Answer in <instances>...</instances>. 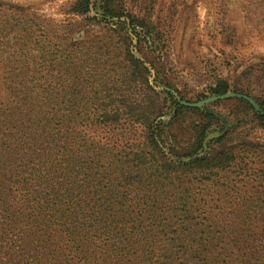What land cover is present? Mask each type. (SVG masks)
<instances>
[{
    "label": "rangeland",
    "instance_id": "obj_1",
    "mask_svg": "<svg viewBox=\"0 0 264 264\" xmlns=\"http://www.w3.org/2000/svg\"><path fill=\"white\" fill-rule=\"evenodd\" d=\"M75 1L0 0V148L9 146L2 155L14 167L34 158L32 145H54L55 156L66 146L71 164L86 150L82 160L97 156L107 174L96 198L110 187L122 198L108 210L120 220L88 236L91 254L63 255L66 264L264 262V126L242 97L207 102L201 107L217 118L207 141L224 137L182 156L201 117L173 118L177 104L218 96L209 88L219 79L264 115V0H90L86 14L73 12ZM152 110L168 161L223 149L234 161L202 183L155 173L145 164L142 116ZM142 151L145 160H136ZM21 245L7 258L1 241L0 264H21Z\"/></svg>",
    "mask_w": 264,
    "mask_h": 264
},
{
    "label": "trees",
    "instance_id": "obj_2",
    "mask_svg": "<svg viewBox=\"0 0 264 264\" xmlns=\"http://www.w3.org/2000/svg\"><path fill=\"white\" fill-rule=\"evenodd\" d=\"M89 5L90 0H76L72 10L78 14H86L89 11ZM125 16L130 15L125 14ZM127 54L135 67L137 60L133 59L131 54ZM227 91L228 85L221 79L209 88L211 95H222ZM244 102L252 112V118L264 126V115L255 113L252 105L247 101ZM189 111L199 114L201 120L193 123L194 134L182 156L202 151L209 127L213 122H217L214 112L207 111L205 107H192L185 104H177L173 118ZM155 112L157 111L152 110L148 116L142 114L146 126L145 144L149 149L147 156L150 157L145 164L148 168H154L155 173L169 179L172 173H180L184 176L191 174L188 181L202 183L209 179L214 169H225L234 161V154L228 149L206 152L202 157L186 163L168 161L158 145V141H161V122L156 121ZM223 137L206 141L205 145H209L210 141L218 142ZM23 146L25 148L26 145ZM8 147L6 149L3 147L2 150L0 148V156L4 151H9ZM26 151L31 152L34 158L28 162L27 157L20 158L14 167H12L14 159L4 155L0 157L2 256L13 257L15 252L11 250V246L16 242L19 245L24 244L21 245L24 248V251H21L23 256L20 255V259H23L21 264H31V259L34 264H62L65 260L62 256L65 254H72L73 257H77L78 254L86 255L87 252L91 254L87 248L94 245V241L88 236L107 233L109 232L107 228L120 220L108 212L112 202H116L115 199H117L113 196L114 188L107 189L110 195L106 199L96 198L97 186L101 185L107 176L103 167L98 165L97 156L93 155L95 159L88 161L82 160L81 153L85 154V150L77 158L72 159L73 162L70 164V155L73 150L66 146L56 150L57 156H55L54 145L49 147L41 145L40 149L38 145H32ZM145 156L146 153L142 151L135 154V159L145 160ZM57 167H62L63 171L58 173ZM100 200L102 201L99 203ZM31 243L36 244L39 252H34L30 248ZM82 246L85 247L83 250ZM116 249L121 251L120 247L116 246L112 247L111 253ZM54 250L59 251L60 257H58L59 254L54 257L52 254ZM25 257L28 259L27 262L24 261ZM57 261L59 263H56ZM67 261L65 260L63 264ZM260 264L264 262L260 261Z\"/></svg>",
    "mask_w": 264,
    "mask_h": 264
},
{
    "label": "water",
    "instance_id": "obj_3",
    "mask_svg": "<svg viewBox=\"0 0 264 264\" xmlns=\"http://www.w3.org/2000/svg\"><path fill=\"white\" fill-rule=\"evenodd\" d=\"M231 96H237V97H242L243 99H245L249 104L252 105V107L254 108L255 111H258L259 107L258 105L250 98V97H247L245 95H240V94H235V93H225V94H222V95H218V96H214V97H210V98H206L202 101H199L197 103H186V102H183L182 104H185V105H188V106H192V107H201L202 105H204L205 103L207 102H210V101H214V100H217V99H224V98H227V97H231ZM216 136V134H208L204 140V146L203 148L205 149L206 145V141L212 137Z\"/></svg>",
    "mask_w": 264,
    "mask_h": 264
}]
</instances>
